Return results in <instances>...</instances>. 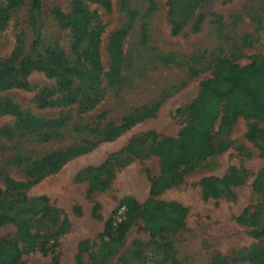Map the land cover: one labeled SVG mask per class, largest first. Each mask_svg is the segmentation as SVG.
Masks as SVG:
<instances>
[{"label":"rangeland","instance_id":"374dc122","mask_svg":"<svg viewBox=\"0 0 264 264\" xmlns=\"http://www.w3.org/2000/svg\"><path fill=\"white\" fill-rule=\"evenodd\" d=\"M186 1L109 0V9L87 2L103 27L100 54L104 72L110 64V35L127 29L121 47L120 81L106 85L104 76V94L90 111L79 114L75 106L40 108L36 93L54 84L40 72L28 76V88L2 93L23 112L36 117H69L60 136L38 142L35 135L16 127L14 117L0 116V127L15 129V136H0L2 190L6 189L7 178L26 183L25 167L32 160L92 138L75 131L74 124L96 123L101 128L108 122L119 124L123 117L142 107L154 108L150 116L115 139L98 142L89 152L68 160L58 172L22 188L30 199L46 196L67 220V230L49 242L59 264H98L100 235L113 213L118 218L123 215V208H118L120 201L132 198L142 204L148 198L151 181L160 174L159 159L155 154L129 158V143L149 131L159 137L175 136L183 119L175 116V109L197 95L199 83L211 77L216 60L245 66L253 60L260 63L264 56V0H192L188 12H184ZM69 2L42 0V40L45 44L57 41L71 56L69 30L60 28L52 15L54 7L68 12ZM28 3L25 0L19 8L1 14L0 58L8 57L17 46L24 55L33 54ZM5 7V0H0L1 12ZM170 14L182 23L177 34L171 32ZM253 125L264 133V125L251 117H238L228 125L217 120L212 128L213 141L223 143V149L193 166L180 184L155 197L185 207L184 227L151 238L138 219L112 246L105 264H213L217 255L230 264H255L250 261L252 255L257 257L256 264H264V243L250 235L253 227L264 223V198L253 190L254 180L264 167V141H251L245 136ZM15 156L25 162L14 161ZM232 170L240 183L217 184L216 193L202 184L206 178L220 180ZM220 188L223 191L219 192ZM37 209L38 202L31 201L18 212L23 216ZM251 217L255 219L245 220ZM15 231L14 223L0 226V239L14 237ZM165 242L170 248L160 247ZM19 264H53L52 255L34 249L23 254Z\"/></svg>","mask_w":264,"mask_h":264},{"label":"trees","instance_id":"16d2710c","mask_svg":"<svg viewBox=\"0 0 264 264\" xmlns=\"http://www.w3.org/2000/svg\"><path fill=\"white\" fill-rule=\"evenodd\" d=\"M24 1L5 0L6 7L2 12L0 9V20L4 19L2 13L19 8ZM168 1L172 3V0ZM87 2H93L104 9H109L110 6L109 0H70L68 12L65 13L59 7L52 9L58 26L69 30L71 56L57 41L43 43L42 0H29L28 21L33 35L31 43L33 54L24 55L21 47L17 46L8 57L0 58V116L14 117L16 127L21 132L35 135L38 142H47L60 136L69 117L67 115H60L55 119L36 117L29 112H23L16 103L2 96L3 92L28 88V76L32 72H40L46 78L54 80V84L44 86L36 93L35 101L38 106L40 108L75 106L77 112L82 114L93 109L102 98L105 91L104 76L107 78L106 85H116L120 81L121 47L127 29H119L110 35L108 42L110 64L108 71L104 72L100 54L103 27L97 14L88 9ZM191 4L192 0L186 1L182 6L183 11L188 12ZM170 24L172 34L179 33L182 23L176 21L172 14ZM263 69L264 56H261L260 63L253 60L245 66L228 60H216L211 77L199 83L197 95L188 104L175 109V116L183 118L182 126L175 136L159 137L155 131H149L144 137L129 143L126 150L129 158L157 155L160 174L151 181L148 198L142 204L132 198H124L118 205V208L124 210L121 218L113 213L107 219L100 235L98 264H105L112 254V246L124 238L127 230L138 219L151 238L184 227L185 207L179 202L158 200L155 197L162 190L180 184L193 166L214 151L223 149V143L215 144L213 141L212 128L217 120L221 125H228L235 122L238 117H251L264 125ZM153 109L142 107L123 117L119 124L108 122L101 128L96 123L74 124L75 131L86 136L93 135L92 138L29 161L25 167L26 183L6 179V189H0V226L14 223L16 231L14 237L0 239V264H19L23 254L34 249H38L42 254L50 252L52 263L59 264L49 242L67 230V220L60 209L49 203L46 196L30 199L22 188L58 172L68 160L89 152L98 142L115 139L150 116ZM12 134L15 136L13 127H0V136L9 137ZM245 136L251 141H264V133L255 125L248 129ZM14 161L21 163L24 160L15 156ZM240 182L236 171L232 170L228 176L220 180L206 178L202 184L210 186L216 193L217 184ZM253 190L264 198V167L254 180ZM221 191L223 188L219 189V192ZM31 201L38 202L39 209L20 215L18 209L26 208ZM254 219L245 218L249 222ZM32 229H35V232H32ZM250 235L264 243V223L253 227ZM160 247L168 249L170 243L165 242ZM261 255L264 256V249L261 250ZM249 258L251 262L257 263V257L251 255ZM213 264L230 263L225 257L217 255Z\"/></svg>","mask_w":264,"mask_h":264}]
</instances>
